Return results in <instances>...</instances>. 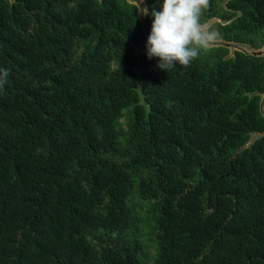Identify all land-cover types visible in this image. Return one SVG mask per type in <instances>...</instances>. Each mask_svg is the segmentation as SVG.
Wrapping results in <instances>:
<instances>
[{"label": "trees", "instance_id": "trees-1", "mask_svg": "<svg viewBox=\"0 0 264 264\" xmlns=\"http://www.w3.org/2000/svg\"><path fill=\"white\" fill-rule=\"evenodd\" d=\"M218 2L201 22L260 49L264 0ZM151 23L127 0H0V264H264V57L165 72Z\"/></svg>", "mask_w": 264, "mask_h": 264}, {"label": "clouds", "instance_id": "clouds-1", "mask_svg": "<svg viewBox=\"0 0 264 264\" xmlns=\"http://www.w3.org/2000/svg\"><path fill=\"white\" fill-rule=\"evenodd\" d=\"M138 7L142 16H151V30L146 43L147 58L158 59L157 67L165 72L177 65L187 68L201 51L212 46L218 33L201 22L210 0H163L160 10L149 12ZM10 73L0 68V92L8 83Z\"/></svg>", "mask_w": 264, "mask_h": 264}, {"label": "rangeland", "instance_id": "rangeland-1", "mask_svg": "<svg viewBox=\"0 0 264 264\" xmlns=\"http://www.w3.org/2000/svg\"><path fill=\"white\" fill-rule=\"evenodd\" d=\"M218 1H219L218 2L219 5H223L224 0H218ZM138 3H139V0H138ZM155 9H156V11H159L160 10V7H157ZM138 14H139V17H143L140 13H138ZM216 23H222V21L219 20V19H217V18H211V19L205 21L203 24L207 25L210 29L216 31ZM221 41L222 40L218 36V39L216 40V42H221ZM227 49H228V56H232L235 51H244V52H257V51H261L263 49V46L260 49H257L256 50V49L251 48L248 45L239 44L238 46L231 47V48H227ZM137 51H139V50H137ZM262 56L264 57V53L262 54ZM256 137H258V134H255V133L252 134L251 135V140H254Z\"/></svg>", "mask_w": 264, "mask_h": 264}, {"label": "water", "instance_id": "water-1", "mask_svg": "<svg viewBox=\"0 0 264 264\" xmlns=\"http://www.w3.org/2000/svg\"><path fill=\"white\" fill-rule=\"evenodd\" d=\"M128 3L133 4L137 9H138V13L140 12V9L138 7V0H127ZM141 8L146 7L144 3L140 4ZM139 15V14H138ZM143 18V17H140ZM239 44H235V43H230V42H215L212 46L210 47H225V48H231V47H235L238 46ZM245 54H249L252 56H262V54L264 53V45H263V49L261 51H257V52H244V51H239Z\"/></svg>", "mask_w": 264, "mask_h": 264}]
</instances>
